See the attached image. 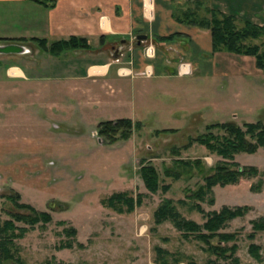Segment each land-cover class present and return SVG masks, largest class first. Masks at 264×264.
Segmentation results:
<instances>
[{
	"label": "rangeland",
	"instance_id": "1",
	"mask_svg": "<svg viewBox=\"0 0 264 264\" xmlns=\"http://www.w3.org/2000/svg\"><path fill=\"white\" fill-rule=\"evenodd\" d=\"M54 91L53 115L50 111L45 113L44 104L39 103L36 115L39 122L26 119L17 131L0 132V227L12 220L15 234L24 229L20 236L9 237L14 260L24 264H153L155 246L192 256L198 262L214 258L201 249V243L184 239L171 222L155 225L153 212L162 199L168 198L185 218L198 223L204 221L206 213L218 211L222 206H249L247 212L227 221L220 231L234 233L239 264H264V230L252 229L253 220L264 218V177L257 175L241 178L235 184L213 186L211 194L199 202L203 211L199 212L189 208L197 200H189L187 196L204 183L203 177L212 173L210 170L218 161L227 159L193 143L180 150L179 157L200 158L203 173L191 169L177 179L163 174L164 166H170L173 159L171 148L181 147L189 137L204 132L207 123L230 121L242 125L243 121L259 119L264 122V115L254 113L247 120H235L226 113L207 114L204 110V122H191L180 128L178 123L154 111L139 115L137 110L130 115L126 107L119 105L96 104V109L88 114H69L65 103L68 95L64 90ZM71 107L78 112L77 104ZM121 114L140 120L142 127L126 140L103 143L96 134L97 123ZM169 127L179 128L174 133H153L155 129ZM234 161L264 171V148L254 153H237ZM141 163L152 164L160 185L168 184L169 188L148 191L139 174ZM259 179L261 189L253 192L250 186ZM123 191L133 198L132 208L104 203L111 194ZM15 194L19 196L18 202L49 212L51 220L45 224L14 220V213H29L8 198ZM211 196L212 204L208 202ZM178 200H184L185 204ZM70 228L75 230L73 235L66 231ZM68 242L71 245L66 247ZM251 243L259 246V260L248 252ZM14 260L0 256V264H15ZM218 263L227 264L225 260Z\"/></svg>",
	"mask_w": 264,
	"mask_h": 264
},
{
	"label": "crops",
	"instance_id": "2",
	"mask_svg": "<svg viewBox=\"0 0 264 264\" xmlns=\"http://www.w3.org/2000/svg\"><path fill=\"white\" fill-rule=\"evenodd\" d=\"M185 1L0 0V44L25 48L0 54V132L17 131L26 119L39 122V103L53 115L56 88L68 95L64 114L119 105L130 115L154 111L180 128L203 121L204 110L235 120L263 116L264 72L254 57L212 52L208 30L173 18ZM208 2L264 27V0ZM71 36L90 47L52 55L33 41ZM122 117L140 121L126 114L112 119Z\"/></svg>",
	"mask_w": 264,
	"mask_h": 264
},
{
	"label": "trees",
	"instance_id": "3",
	"mask_svg": "<svg viewBox=\"0 0 264 264\" xmlns=\"http://www.w3.org/2000/svg\"><path fill=\"white\" fill-rule=\"evenodd\" d=\"M172 16L178 22L185 23L210 32L212 52L226 51L239 55H250L254 57L255 65L264 72V27L259 26L249 20L242 19L239 15L232 12H223L220 9L211 6L208 0H186L183 7L172 12ZM169 37V36H168ZM164 37L165 39L168 38ZM41 49L52 55H58L61 52L73 49H86L90 45L83 37L71 36L67 39L56 40L47 43L42 38H33ZM256 41V42H255ZM142 127L140 121H133L130 118H116L102 120L96 125V134L102 138L103 143H114L117 140H126L131 134ZM205 131L189 137L187 142L181 147L171 148L173 159L170 166H164L163 174L173 179L179 178L182 173L189 172L191 169L203 173V162L200 158L183 159L179 157L180 150H185L193 143L204 146L209 153L216 154L227 161H218L211 172L203 177L204 183L187 196L189 200H197L189 204V208L203 212L199 202L211 194V189L215 185L225 186L235 184L241 178H251L257 175L264 177V171H260L255 166L239 165L234 161V155L240 152L254 153L258 148H264V122L258 120L255 122H243L238 125L235 122H215L207 123L204 126ZM221 131L220 132H216ZM176 128L155 129L154 134L174 133ZM144 160H142L143 162ZM140 177L146 189L150 192H156L159 188L163 191L169 188L168 184L160 185L159 175L152 164H143L139 168ZM261 179L256 184H251L250 189L253 192H259L261 189ZM128 192H115L111 194L104 203L126 204L127 208H132L133 198ZM140 197V196H139ZM14 200V204L19 208H24L29 213H14V220H24L30 223L41 221L42 224L51 220V215L46 211H37L26 203L18 202L17 194L8 196ZM139 201V200H138ZM214 198L211 196L208 202L212 204ZM178 203L185 204L184 200H178ZM249 206H222L218 211H210L205 214L204 221L198 223L192 219L185 218L177 209L172 199H162L160 204L153 212V221L155 225L169 221L180 231L181 236L188 240L194 239L201 243V249L214 256L205 262H198L192 256L184 255L181 252H170L169 250L155 246V258L153 264H219V260H225L227 264H239V258L236 255L237 244L234 233L220 231L225 227L226 222L243 215L249 210ZM29 219V220H27ZM14 224L12 220L6 221L0 227V256L2 258H12L14 253L9 247V237H18L14 233ZM253 231L264 230V218H258L252 221ZM68 234L73 235L74 229L66 230ZM250 238L253 234L249 235ZM233 242L232 244H228ZM71 245L68 242L65 246ZM82 244H79L81 246ZM259 246L251 243L248 247L249 254L256 260L260 259L258 253ZM15 264H24L22 261L14 260ZM50 264V263H45Z\"/></svg>",
	"mask_w": 264,
	"mask_h": 264
},
{
	"label": "water",
	"instance_id": "4",
	"mask_svg": "<svg viewBox=\"0 0 264 264\" xmlns=\"http://www.w3.org/2000/svg\"><path fill=\"white\" fill-rule=\"evenodd\" d=\"M144 35H138L137 39L140 41L141 39H144ZM25 48L16 43H7V44H0V54L1 53H19L23 52Z\"/></svg>",
	"mask_w": 264,
	"mask_h": 264
},
{
	"label": "built area",
	"instance_id": "5",
	"mask_svg": "<svg viewBox=\"0 0 264 264\" xmlns=\"http://www.w3.org/2000/svg\"><path fill=\"white\" fill-rule=\"evenodd\" d=\"M141 74H144L146 76H149L151 74V72L149 70H145V71L141 72Z\"/></svg>",
	"mask_w": 264,
	"mask_h": 264
}]
</instances>
